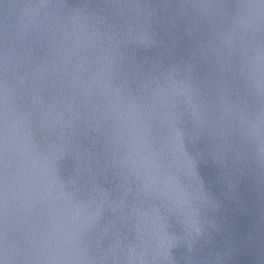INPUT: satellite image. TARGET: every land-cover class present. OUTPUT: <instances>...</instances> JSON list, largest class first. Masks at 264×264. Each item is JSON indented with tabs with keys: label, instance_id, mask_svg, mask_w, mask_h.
I'll return each instance as SVG.
<instances>
[{
	"label": "water",
	"instance_id": "1",
	"mask_svg": "<svg viewBox=\"0 0 264 264\" xmlns=\"http://www.w3.org/2000/svg\"><path fill=\"white\" fill-rule=\"evenodd\" d=\"M218 2L0 0V264H264V6Z\"/></svg>",
	"mask_w": 264,
	"mask_h": 264
},
{
	"label": "clouds",
	"instance_id": "2",
	"mask_svg": "<svg viewBox=\"0 0 264 264\" xmlns=\"http://www.w3.org/2000/svg\"><path fill=\"white\" fill-rule=\"evenodd\" d=\"M183 6L184 5L181 4V7H183ZM261 6H264V0H259V3H251V2L244 3V2H241V0H237V2L235 4V7H234L235 11L233 13H231L232 28H231V30L228 33H226L224 35L223 42L225 44H228V45L231 44L232 35H233L235 29L237 27H240L241 23H242V19H243V13L241 11L242 9H247L248 10V16H249L250 19H249V22L246 25V27H251V18H253L254 16L257 15V13H255L253 11V9L259 8ZM23 7H30V6L25 5ZM57 7H63V5L62 4L61 5H57ZM122 7H124V5L120 4L119 2H117L115 4V8L116 9H120ZM128 7L136 9L137 10V15H139V11L138 10L141 7V5L139 3L133 4V5H129ZM200 7H201L202 10H204V14L207 15L208 14L207 9L209 8V5L208 4H203V5H200ZM214 7L217 8V9H225V10L228 8L227 4L225 3V0H221V2L216 3ZM81 15H83V13L81 11V8L77 7V8L70 9V17L72 19H75L76 17L81 16ZM92 15H95V13H92ZM127 31L129 33L132 32V26L131 25H128ZM150 41H151V35H149L146 30L141 32L139 35H136V36L132 37V42H136V43L147 44ZM173 136L175 137L176 141L178 142L177 143L178 149L185 156L187 174L191 177V176H193L195 174V171H196L195 159L193 157H191V156H188L187 153L184 152L183 144L180 143V140H181V137H182V133L180 132L179 129H174ZM193 239H194V237L192 239H190L188 241V243H190Z\"/></svg>",
	"mask_w": 264,
	"mask_h": 264
}]
</instances>
